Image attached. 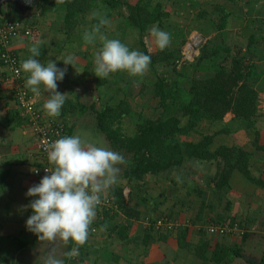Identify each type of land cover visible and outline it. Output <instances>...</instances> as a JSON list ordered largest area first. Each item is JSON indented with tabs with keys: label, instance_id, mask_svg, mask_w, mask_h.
<instances>
[{
	"label": "crops",
	"instance_id": "obj_1",
	"mask_svg": "<svg viewBox=\"0 0 264 264\" xmlns=\"http://www.w3.org/2000/svg\"><path fill=\"white\" fill-rule=\"evenodd\" d=\"M158 3L162 4L164 11L165 5L170 4L168 8L174 14H185L184 20L193 11H196L198 16L202 12L207 13V16L201 19V23L196 24L193 31L189 30L191 23L188 19L185 23L179 22L176 26H170L172 22L170 15V18L163 23L161 30L168 32L170 38L176 39L175 43L188 42V33L191 31L193 34H190V38L201 35L208 41L209 46L221 47L222 50L213 61L202 63L204 67L197 66L195 69L190 65L178 66L180 67L177 68L178 76L173 75V81H178L180 88H183L184 82L188 85L192 77L213 74L219 65L218 60L227 59L231 66L234 59H240L253 66V83L260 92L259 103L262 98V108L259 106L262 116L256 118V128L260 135L259 146L262 148L255 150L251 145L254 136H250L244 129L237 128L231 134L235 141L226 145L222 143L220 137L229 135L216 136L212 150L225 145H236L246 149L253 155L249 166L252 177L264 184V0H157L153 7ZM105 9V16L111 14L109 9L106 7ZM41 18L38 23L33 22L35 27L24 23L30 30L35 28L38 36L21 38L13 42L11 48L22 61L29 57V48L38 44L41 55L37 59L44 64L54 60L57 67L67 69L63 80L57 85V91L68 95L61 114L56 118H50L43 109L47 93L42 92L40 96L32 93L35 96L37 112L46 123L63 122L68 127H73L71 136L79 135L85 146L93 144L113 150L105 136L97 129L96 111L106 106L115 108L125 101L132 112L136 113L132 98L122 99V95L114 92L117 84L125 83L127 87V79L123 78L121 72L112 73L108 78H97L93 72L81 78L79 74L81 68H85V71L88 67L94 69V58L93 55L90 57V54L100 47L99 40L96 41L95 47L85 44L83 40L84 32L90 31L92 26H85L82 18L76 30L67 36L65 10L60 8L55 12H48ZM98 21L99 19L95 20L96 23ZM124 23L123 20L117 24L122 35H128L129 31H132V34L136 36L134 41L137 40L140 43L138 32L128 29ZM218 25L223 26V29H218ZM123 28H125L124 33ZM101 32L107 37L111 34L103 28ZM117 34H114L115 36L111 39L118 36L120 41L124 42V36ZM145 37H149V34ZM132 38L129 37L126 40ZM182 44L179 49H182L184 54ZM151 49L148 48L149 51ZM175 49L169 50L175 52ZM142 51L143 48L140 52ZM68 55L75 58L71 66H65L62 63ZM163 67L164 65L161 64L154 68L149 65L143 76L132 77V80L135 79L137 85L139 83L141 88L150 89L153 93L152 85L168 69ZM74 69L78 74L75 80L69 82L68 75ZM7 75H9L7 68L0 62V180L4 178V186L0 188V264H45L49 255L62 260L63 264H69L65 253L72 247L71 241L67 244L62 241H40L25 227V221L31 214L30 209L24 208L30 203V198H27L25 193L30 186L38 183L33 170L43 163L33 127L18 107L13 95L14 81ZM22 77L26 79V74L23 72ZM89 77L91 81L96 82L99 91L96 101L80 95L85 88L80 86H87ZM97 80H103L104 83L98 86ZM71 105L75 109L73 110L72 107L69 109L70 112L66 110L64 112L66 116H64L62 112ZM148 105L147 103L146 106ZM229 120V118L226 119V122ZM130 123L134 125L128 118L124 120L123 126L128 127ZM204 128L206 131H203L204 134L215 133L221 129V125L205 124ZM134 129L133 132L132 129L130 133L125 132L126 137H133ZM200 139L201 135H192L189 138L190 141L195 142ZM192 165V167L188 165L183 169L170 171L160 177L147 176L141 182H129L122 178L121 172L125 164L121 165L118 183L107 190L104 197L113 199L109 197L110 190L115 188L121 190L123 203L130 213L126 215L119 206L114 204L116 209L105 219L103 228L99 229L95 235L88 236L82 261L78 264H214L199 259L192 251L180 245L179 237L184 232L185 243L192 249L205 239L210 243V253L215 247L229 251L226 259L220 264H264V187L254 184L241 173L235 172L229 186L216 192L212 190L211 182L217 174V166L199 163ZM49 166L52 169L53 166L50 163ZM171 174L174 177L169 180L168 177ZM176 179L179 181L178 184L174 182ZM155 188L162 190L157 196L152 194ZM196 190L198 192H195ZM163 216H170L178 221L177 231L167 233L154 230L151 232L152 238L144 244L146 232L150 231L154 221ZM225 221L239 223L241 231L221 237L209 236L202 230V227L208 224H219ZM233 249L235 251L232 252Z\"/></svg>",
	"mask_w": 264,
	"mask_h": 264
},
{
	"label": "trees",
	"instance_id": "obj_2",
	"mask_svg": "<svg viewBox=\"0 0 264 264\" xmlns=\"http://www.w3.org/2000/svg\"><path fill=\"white\" fill-rule=\"evenodd\" d=\"M151 3L152 0H138L135 4L126 0H36L34 7L30 10H20L15 6L1 4L0 23L17 20L29 25L33 23L31 17L43 16L61 8L65 10V32L67 36H70L81 23V19L94 11L97 4L105 6L111 12L118 8H125L128 13L124 20L125 26L138 32L143 48L142 53L151 57L150 66L154 68L161 64L168 69L152 85L154 98L158 101L153 116L144 117L141 114L136 116L137 113L132 112L125 101L115 108L106 106L96 111L98 131L106 137L111 148L119 152L126 161L121 177L129 182H141L147 176L160 177L193 163L214 164L218 171L211 183L212 190L216 192L229 186L235 172L241 173L254 184L264 187V184L251 175L249 166L252 153L236 145L220 146L212 150L216 136L231 135L237 128L244 129L249 135L254 136L251 145L255 150L262 148L259 146L260 135L256 128V118L262 116L259 109L260 92L253 83V66L244 63L243 60L234 59L230 67L219 64L213 74L192 77L185 89L180 88L178 81H172L170 78L173 75L178 76L177 62L183 57L182 49L171 52L167 47L164 50L157 48L147 51L144 47L143 38L149 34V29L153 25L161 29L163 23L170 18V13L163 10L162 4L158 3L152 7ZM206 16L205 12L199 14L200 19ZM218 29L222 30L223 26L218 25ZM31 31L32 36L36 38L38 32L35 28ZM207 44L200 49L198 67H202V63L213 61L222 52L221 47H211ZM184 65H190V62H185L182 66ZM87 71L89 75V67ZM97 81L98 86L104 83L103 80ZM72 107L71 105L68 109L66 108L62 112L63 115L66 116L64 112L66 110L70 112L69 109ZM128 118L134 123L133 137H126L124 132L123 123ZM228 118L230 120L226 122ZM205 124H219L221 129L215 133L204 134ZM72 134L73 127L66 125L65 136ZM192 135H201V139L197 142L190 141L189 138ZM174 182L179 183L177 179ZM3 186L4 178L0 180V188ZM109 197H112L113 203L129 215L130 210L123 203L121 190L117 188L110 190ZM109 216H111L109 211L103 212L102 219L96 224L98 231L103 228V223ZM154 230L152 226L150 231L146 232L144 244L152 238L151 232ZM185 235V232L180 235V245L192 251L203 261L220 264L228 256L229 251L220 247H215L210 253V243L205 239L192 249L185 243ZM85 246L86 244H83L79 247V262L82 261ZM68 262L75 264L70 260Z\"/></svg>",
	"mask_w": 264,
	"mask_h": 264
},
{
	"label": "clouds",
	"instance_id": "obj_3",
	"mask_svg": "<svg viewBox=\"0 0 264 264\" xmlns=\"http://www.w3.org/2000/svg\"><path fill=\"white\" fill-rule=\"evenodd\" d=\"M106 18L100 17L97 24L85 31V44L100 47L93 52L94 73L97 78H108L110 74L125 72L130 77H141L147 71L151 57L136 50H130L119 39H109L101 32L108 25ZM149 36L160 50L170 45V34L157 25L149 29ZM29 57L22 60L18 73L26 74L25 88L36 96L47 93L43 109L50 118L61 114L68 94L57 91V85L66 74V68L57 67L56 61L42 63L40 47L29 48ZM75 58L65 56L63 64L71 66ZM47 158L53 166L44 169L40 181L25 193L30 203L24 206L31 214L25 221L26 229L40 241L72 242L73 247L65 253L68 257L79 255V247L88 239L89 228L96 217L102 195L118 183L120 166L126 163L124 157L107 147L93 144L85 146L79 135L64 136L50 143ZM45 264H63L54 255H49Z\"/></svg>",
	"mask_w": 264,
	"mask_h": 264
},
{
	"label": "built area",
	"instance_id": "obj_4",
	"mask_svg": "<svg viewBox=\"0 0 264 264\" xmlns=\"http://www.w3.org/2000/svg\"><path fill=\"white\" fill-rule=\"evenodd\" d=\"M31 36L32 31L24 25L23 22L8 20L0 23V62L2 66L8 70L9 75H7V77H12L14 81L15 88L13 95L16 103L21 109L24 118L29 124H31L34 130L38 151L43 163L40 167H35L33 170L34 177L39 182L44 175L48 174L44 171V169L51 170L47 158L46 148L53 141H56L66 135V125L63 122L46 123L41 119V115L36 110L35 96L30 92V90L25 88V80L22 77V71L18 73L21 60L12 50L11 45L13 42L20 40L21 38H31ZM196 39H193L191 44L186 47V53L183 54L181 60L182 63L192 61L193 54L196 52V48L200 45H196ZM113 202L114 201L111 198L104 196L101 197V204L97 207L96 217L90 225L89 235H95L98 232L96 224L102 219L103 212L115 211L116 207H114ZM153 227L159 232L172 233L174 229L177 230L179 228V224L176 223L173 218L163 217L154 223ZM202 230L209 236L221 237L234 235L241 231L239 223H232L228 221L219 224H208ZM78 256L69 257L68 259L70 262L76 264L79 262Z\"/></svg>",
	"mask_w": 264,
	"mask_h": 264
},
{
	"label": "rangeland",
	"instance_id": "obj_5",
	"mask_svg": "<svg viewBox=\"0 0 264 264\" xmlns=\"http://www.w3.org/2000/svg\"><path fill=\"white\" fill-rule=\"evenodd\" d=\"M127 2H129V3H135V1L136 0H126ZM153 2L151 3V6L153 7L154 6V4L157 2V0H152ZM161 1V0H160ZM163 1V0H162ZM169 3V2H168ZM169 5L170 4H168V5H165V11L166 12H169L170 13V15H171V20H172V22H171V25L170 26H176V24H178L179 22L180 23H185V20L186 19H188L189 20V22L191 23V25H190V27H189V30H191V31H193V29H195L196 27V24H200L201 22V19L199 18V16H198V14L196 13V11H193V13L191 14V13H189L188 15L189 16H187V18H185V20H184V16H185V14L184 15H179V14H174V12L173 11H170L169 10ZM94 10H96V11H92L88 16H85L83 19H84V25L85 26H93L92 24H97L96 22H95V20L96 19H99L100 17H103V18H106L108 21H109V23H108V25H106V26H103L102 28L104 29V30H106L107 31V33H111V34H108V38L109 39H111V37H113V36H115L114 34H117V32H118V34L117 35H120V36H124V42H122L123 44H125L130 50H136V51H141V49H142V45L139 43V41H137V40H135L134 41V39H136V36H135V34H132L133 32L131 31H129V33H128V35L127 34H124V35H122V31L121 30H119L118 29V26H117V24L120 22V21H123V20H125V18L128 16V13H127V10L125 9V8H118L117 10H115V11H113V12H111V14H108L107 16H105L104 15V12L106 11V9H105V6H103V5H101V4H97L96 5V8L94 9ZM42 16H39V15H37V16H34V17H31L32 18V22H37L38 23V20L39 19H42L41 18ZM32 26L34 25L33 23H30ZM125 24V23H124ZM39 25V24H38ZM169 26V27H170ZM30 27V26H29ZM33 27H35V26H33ZM56 27V26H55ZM124 30H123V33H124V31H125V28H123ZM129 29V28H128ZM190 31V33H188V38H189V40H188V42L187 41H185V42H183V44H182V42L180 41L179 43H178V41H177V43H175V41H176V39H172L171 38V40H170V45L168 46V48L170 49H175V51H177L180 47H181V44H182V46H184L183 48H184V53H186V47L189 45V44H191V42L193 41V39H196V38H198V37H200L201 35H197L196 37H194V38H190V34H193L192 32ZM74 34H76V33H74ZM127 37V38H126ZM129 37H133L131 40H126V39H128ZM201 37H203V36H201ZM113 39H119V40H121L120 39V37H118V36H116V38H113ZM195 42H196V40H195ZM127 43V44H126ZM208 43V41H206V39H204L203 38V40H202V43H200V45L196 48V52H194V54H193V57H192V61H189L190 62V66H193L195 69L197 68V66L199 65V64H197V61L199 60V58H200V55H201V53H199V52H201L200 51V49L204 46V45H206ZM175 45V46H174ZM178 45V46H177ZM202 45V46H201ZM208 45V44H207ZM144 46L146 47V49L148 50V48L149 49H151V48H153V49H151L150 51H153V50H155V49H157V47H156V45H155V43H154V41L152 40V38L149 36V37H145V39H144ZM178 47V48H177ZM199 49V50H198ZM149 51V50H148ZM92 55H93V52H92V54H90V57H92ZM197 55V56H196ZM197 57V58H196ZM94 60V59H93ZM181 60H182V58H181ZM181 60H179L178 62H177V65L178 66H181V65H183V63L181 62ZM217 64H221V65H224L225 67H230V62H229V60H227V59H224V60H218L217 61ZM196 65V66H195ZM159 67V66H158ZM202 67H204V64H203V66ZM164 68V67H163ZM177 68H180V67H177ZM85 68H81L79 71H81V73L79 72V74H80V76H81V78L83 77V78H85V77H87L86 75H87V73H88V69L85 71L84 70ZM87 72V73H86ZM89 72L91 73V74H93V68L92 67H89ZM164 72H166V71H164ZM121 73H123V78H126L127 79V87H126V84L125 83H123V85H119V84H115L116 86L114 87V88H120L119 90H117V88L114 90V92L115 93H119L120 95H122L121 97H122V99H125V98H128L129 100L132 98V100H133V105H134V111H136V113H138V112H140L141 113V115H143L144 117H151V116H153L154 114H155V106H157L158 105V102H157V100L154 98V96H153V93L151 92V90L150 89H145V87H143V88H141L140 86H141V84H139L138 83V85L136 84V80L134 79V80H132V77H130L127 73H125V72H121ZM148 73H150V71H148ZM78 73L76 72V69H74V70H72L71 72H70V74L68 75V81L69 82H72L73 80H75V77H76V75H77ZM201 76H203L204 74H200ZM208 76L210 75V73L209 74H207ZM172 81H173V79H174V77H171L170 78ZM76 82H78V81H76ZM186 85H187V83H185L184 82V84L182 85V87H183V89H185V87H186ZM85 87V88H83V90H84V92L82 93V94H80L81 96H83V97H85V98H93L94 99V101H96L97 100V97L99 96V91H98V88H97V86H96V82H94V81H91V78L89 77V79H88V85L87 86H84V85H81L80 87ZM125 88H127V90L125 89ZM141 88V89H140ZM121 89H122V92H120L121 91ZM116 90H117V92H116ZM262 97V96H261ZM91 101V100H90ZM260 102L261 103H259V106L262 108V98H261V100H260ZM149 104L148 106H146V104ZM137 115H139V114H136V116ZM135 120H137V118H135ZM262 123V122H261ZM130 126H123V128H124V132H127L128 131V133H130V131H131V129H132V132H133V129H134V125L133 124H129ZM203 131H205V128H203ZM206 132V131H205ZM251 136V135H250ZM220 139H221V141H222V143H224V144H230V143H232L233 141H235V138L233 137V136H231V135H229V136H223V137H220ZM191 165V164H190ZM193 165H191V167H192ZM174 177L173 176V174H171L168 178H169V180H171L172 178ZM176 177H177V175H176ZM161 189L159 188H155V190L154 191H152V194L154 195V196H157V195H159V193H161ZM163 217H165V216H163ZM162 217V218H163ZM175 222L176 223H178V221H176L175 220ZM189 223H187V225H188ZM206 226H204V228H205ZM203 228V229H204ZM196 229H200L199 227H196ZM177 230L176 229H174L173 231H172V233L173 232H176Z\"/></svg>",
	"mask_w": 264,
	"mask_h": 264
},
{
	"label": "water",
	"instance_id": "obj_6",
	"mask_svg": "<svg viewBox=\"0 0 264 264\" xmlns=\"http://www.w3.org/2000/svg\"><path fill=\"white\" fill-rule=\"evenodd\" d=\"M35 2H36V0H0V5L1 4H8L11 7L15 6L16 8H18L20 10H30L34 7ZM202 40H203V37H201V36L198 37L196 39V45L198 46L200 43H202Z\"/></svg>",
	"mask_w": 264,
	"mask_h": 264
}]
</instances>
